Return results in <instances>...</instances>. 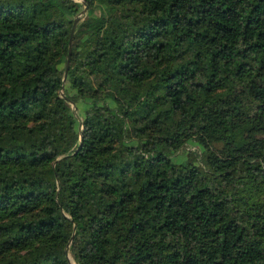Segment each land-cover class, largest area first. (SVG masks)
Listing matches in <instances>:
<instances>
[{
    "label": "trees",
    "instance_id": "16d2710c",
    "mask_svg": "<svg viewBox=\"0 0 264 264\" xmlns=\"http://www.w3.org/2000/svg\"><path fill=\"white\" fill-rule=\"evenodd\" d=\"M0 264H264V0H0Z\"/></svg>",
    "mask_w": 264,
    "mask_h": 264
},
{
    "label": "water",
    "instance_id": "95a60500",
    "mask_svg": "<svg viewBox=\"0 0 264 264\" xmlns=\"http://www.w3.org/2000/svg\"><path fill=\"white\" fill-rule=\"evenodd\" d=\"M85 10V8L83 9V11ZM77 16V15H76ZM74 18L73 20V23H72V27H71V31H70V42H69V53H68V60H67V66H68V62H69V56H70V52H71V37H72V34H73V31L75 29V26H76V23L78 21V17ZM67 66H66V69H67ZM65 75H66V70H65ZM81 142H82V136H81ZM80 142V144H81ZM80 146V145H79ZM66 252H67V249H66ZM68 256V255H67Z\"/></svg>",
    "mask_w": 264,
    "mask_h": 264
},
{
    "label": "rangeland",
    "instance_id": "374dc122",
    "mask_svg": "<svg viewBox=\"0 0 264 264\" xmlns=\"http://www.w3.org/2000/svg\"><path fill=\"white\" fill-rule=\"evenodd\" d=\"M75 1H82V0H75ZM83 12H84V11H81L80 13L77 14L76 17H78V20L82 19ZM72 263H73V262H72Z\"/></svg>",
    "mask_w": 264,
    "mask_h": 264
}]
</instances>
